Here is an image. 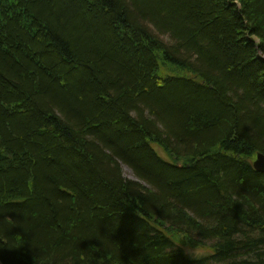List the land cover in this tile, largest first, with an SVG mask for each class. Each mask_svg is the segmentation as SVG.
Returning <instances> with one entry per match:
<instances>
[{"label":"trees","instance_id":"16d2710c","mask_svg":"<svg viewBox=\"0 0 264 264\" xmlns=\"http://www.w3.org/2000/svg\"><path fill=\"white\" fill-rule=\"evenodd\" d=\"M259 152L264 0H0V264H264Z\"/></svg>","mask_w":264,"mask_h":264},{"label":"rangeland","instance_id":"374dc122","mask_svg":"<svg viewBox=\"0 0 264 264\" xmlns=\"http://www.w3.org/2000/svg\"><path fill=\"white\" fill-rule=\"evenodd\" d=\"M162 39H164L166 42H168V37H166V36H162ZM154 147L159 151V153L161 154V156L163 157V158H167L166 157V154H164V152H163V150L161 149V148H159L158 146H156V145H154ZM124 167L125 166H123V173H124V175H125V177L127 178V179H132V180H137V179H135L136 177H135V175H134V173H132V171L131 170H129V169H124ZM127 168V167H126ZM186 251L187 252H189V253H191L192 255H194V256H202V255H205L206 253H209V250H199V251H197V250H195V249H193V250H188V249H186Z\"/></svg>","mask_w":264,"mask_h":264},{"label":"water","instance_id":"95a60500","mask_svg":"<svg viewBox=\"0 0 264 264\" xmlns=\"http://www.w3.org/2000/svg\"><path fill=\"white\" fill-rule=\"evenodd\" d=\"M255 160L253 162V168L258 172V173H264V154L259 152L255 156Z\"/></svg>","mask_w":264,"mask_h":264},{"label":"bare ground","instance_id":"6f19581e","mask_svg":"<svg viewBox=\"0 0 264 264\" xmlns=\"http://www.w3.org/2000/svg\"><path fill=\"white\" fill-rule=\"evenodd\" d=\"M124 169H128V168L124 167Z\"/></svg>","mask_w":264,"mask_h":264},{"label":"clouds","instance_id":"9594fccd","mask_svg":"<svg viewBox=\"0 0 264 264\" xmlns=\"http://www.w3.org/2000/svg\"><path fill=\"white\" fill-rule=\"evenodd\" d=\"M197 251H199V249H197Z\"/></svg>","mask_w":264,"mask_h":264}]
</instances>
